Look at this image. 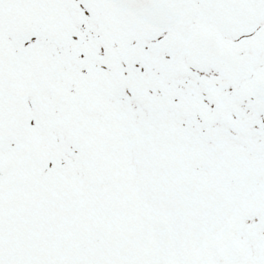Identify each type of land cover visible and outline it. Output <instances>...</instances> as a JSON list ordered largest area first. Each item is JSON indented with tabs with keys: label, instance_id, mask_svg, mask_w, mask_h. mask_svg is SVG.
<instances>
[{
	"label": "snow or ice",
	"instance_id": "snow-or-ice-1",
	"mask_svg": "<svg viewBox=\"0 0 264 264\" xmlns=\"http://www.w3.org/2000/svg\"><path fill=\"white\" fill-rule=\"evenodd\" d=\"M0 264H264V0H0Z\"/></svg>",
	"mask_w": 264,
	"mask_h": 264
}]
</instances>
